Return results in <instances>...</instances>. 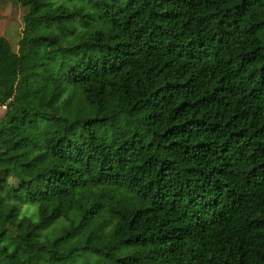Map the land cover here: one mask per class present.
Listing matches in <instances>:
<instances>
[{
	"label": "trees",
	"instance_id": "1",
	"mask_svg": "<svg viewBox=\"0 0 264 264\" xmlns=\"http://www.w3.org/2000/svg\"><path fill=\"white\" fill-rule=\"evenodd\" d=\"M8 7L0 264H264V0Z\"/></svg>",
	"mask_w": 264,
	"mask_h": 264
},
{
	"label": "rangeland",
	"instance_id": "2",
	"mask_svg": "<svg viewBox=\"0 0 264 264\" xmlns=\"http://www.w3.org/2000/svg\"><path fill=\"white\" fill-rule=\"evenodd\" d=\"M229 6V1H224L221 4L222 11H225L227 16L232 19L231 13L226 11V8H228ZM21 14V9L17 7H8L4 10L0 9V34L7 35V38L9 39L13 47L17 46V42L19 39ZM89 255L91 261L97 258L94 254ZM85 262L86 260H84V262L78 261L75 264H85Z\"/></svg>",
	"mask_w": 264,
	"mask_h": 264
},
{
	"label": "built area",
	"instance_id": "3",
	"mask_svg": "<svg viewBox=\"0 0 264 264\" xmlns=\"http://www.w3.org/2000/svg\"><path fill=\"white\" fill-rule=\"evenodd\" d=\"M4 109H6V104L0 105V118L2 116V113H3Z\"/></svg>",
	"mask_w": 264,
	"mask_h": 264
}]
</instances>
